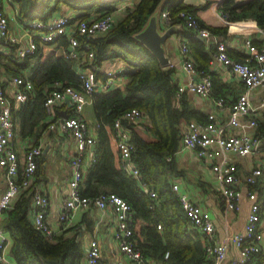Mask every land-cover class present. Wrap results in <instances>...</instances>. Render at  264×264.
<instances>
[{
	"label": "trees",
	"instance_id": "obj_1",
	"mask_svg": "<svg viewBox=\"0 0 264 264\" xmlns=\"http://www.w3.org/2000/svg\"><path fill=\"white\" fill-rule=\"evenodd\" d=\"M12 1L21 20L46 19L60 11L70 15V20L74 21L92 14L111 13L123 0ZM160 3L161 11L167 10L170 17L169 23L159 17L160 27L164 29L172 23L181 24L177 34L186 39L192 59L198 62L197 67L211 75L210 96L225 99L228 90L225 83L220 81L215 71L209 69V49L204 40L199 39L195 31L186 25L180 11L191 13L198 25L207 28L210 34L226 38L229 23L236 21L252 19L264 31V0H220L217 7L225 15L226 22L221 26L206 24L197 16V11L208 2L192 5L185 0H137L121 9V15L115 18L108 30L92 35L77 34L78 50L93 54L89 61L81 59L80 62L79 58H71L68 54L65 57L46 55L43 45L53 41L44 43L37 40L35 52L21 62L12 54L0 51V64L12 76L23 75L20 71L29 68L23 78L30 81L32 87L27 91L26 102L16 113L21 134L25 135L31 133L40 119H44L42 126L48 125L43 100L55 82L78 88L80 79L76 70L80 64L94 66L97 77L101 75L99 66L105 60L114 57L126 60L129 70L123 72L127 76L124 91L114 87L105 92H93L90 96L97 119L94 159L83 172L80 194L94 196L101 192L115 193L127 201L131 212L129 225L132 238L143 258L156 264H204L207 258L203 243L194 229L187 228V214L171 189L170 179L179 173L172 155L178 147L182 131L190 121H207V114L193 105L192 99L185 94L187 92L176 95L172 67L160 65L157 58L132 36L143 27ZM231 25L236 27L235 23ZM260 42L261 39L254 37L251 40L253 49H258ZM227 51L234 59L242 60L243 56ZM131 108L137 109L142 118L138 121L122 119L121 124L133 143L131 160L138 166V177L124 168L113 137L114 119ZM255 133L261 138L264 136V110L256 117ZM42 161L39 155L35 171L41 167ZM261 189L264 193V186ZM34 190L33 184L21 190L0 216V227L8 231L12 239L11 252L15 263L48 264L47 260H55L57 264H83L84 250L77 231L50 240L31 224L29 215ZM150 190L155 191V197L150 196ZM158 224L160 228H157ZM252 259L257 260L258 264L263 263L261 252L254 254Z\"/></svg>",
	"mask_w": 264,
	"mask_h": 264
},
{
	"label": "built area",
	"instance_id": "obj_2",
	"mask_svg": "<svg viewBox=\"0 0 264 264\" xmlns=\"http://www.w3.org/2000/svg\"><path fill=\"white\" fill-rule=\"evenodd\" d=\"M0 0V46H7L14 42V37L10 33L7 20L2 9ZM203 3L209 0H201ZM12 5L15 3L8 0ZM119 7V11L123 8ZM121 8V9H120ZM106 13L91 18H76L70 20V16L64 14H53L48 20L30 19L22 20L28 32L26 34V44L16 50L15 58L24 59L35 52L37 40L47 43L56 40L59 36L67 39L71 46L68 56L79 58L76 47L79 44L77 34L92 35L96 32L106 31L112 27L115 22L116 12ZM220 10V9H219ZM225 20V15L220 10ZM180 16L184 19L186 25L192 28L197 35L204 38L210 36L207 28L198 25L196 18L188 12L180 11ZM159 17L166 23L170 22L167 10L160 12ZM261 42L258 49H253L251 40L247 38L244 42V56L242 60H236L226 52V44L222 39L214 38L213 59L209 63L210 71H214V65L236 77L244 86L233 102H227V99L212 98L210 96L212 79L208 72L197 67L190 55L188 43L185 38L180 37L177 46V55L180 66L187 75V80L176 84V95L180 96L184 92H189L203 98H209L211 105L215 109L226 107L229 110L227 125L229 127H240L239 121L241 115L246 116L247 126L252 132H223V127L217 121L215 112L207 113V121H190L180 136V149L192 150L198 159L206 162L210 170L224 183L223 197L227 207L238 208V199L240 191L238 189L237 176L232 161L222 159L214 162L216 155L222 152L245 155L253 153L259 148L262 138L255 133L256 117L259 109L264 107V100L259 104H252L249 99V91L255 87L264 86V31L260 30ZM93 54L88 51L84 54L83 60H91ZM14 57V56H13ZM216 61V62H215ZM84 70L77 69L80 82L78 88L70 84L55 82L53 88L46 94L43 104L50 113L51 106L54 103L63 100H70L73 104L74 114L56 119L49 123V127L56 126L69 133L73 137L77 153L71 161L70 176L67 179L68 193L63 197L58 211V222L66 226L70 224L73 212L79 208H86L89 205L99 209L111 208L116 214V223L114 236L118 249L129 259L130 264H146L135 243L131 240L132 229L130 222V205L125 199L115 193H98L94 196H82L80 194V183L83 180L84 168L94 159L93 148L96 137L91 132L87 121L79 116L81 107L88 101L87 97L98 89L105 92L110 90L121 77L122 71H127L123 67L116 71H109L107 78L98 81L95 78V67L86 64ZM170 65V63H169ZM79 68V66L77 67ZM129 70V67H128ZM30 81L21 76L12 78L10 93L13 95V101L8 96L5 88L0 84V165L5 174L6 189L0 195V216L2 212L10 206L11 198L21 190L29 187L36 168V159L41 154L40 145H28L23 153V159L20 160L16 154L12 139L14 137V121L12 116V106L27 100V91L31 89ZM140 112L131 108L122 115L116 117L113 121L114 140L120 151V158L124 163V168L134 177L139 176V169L136 163L131 160V150L133 143L130 141L129 133L122 126L121 120L138 121ZM91 148V149H90ZM90 153L87 158L84 153ZM86 164V165H85ZM261 177L259 168H253L244 175L245 196L250 204L246 216L245 225L242 231L226 236L221 239L215 238V228L212 221L205 216L201 208L192 200L186 192L180 189L179 183L173 181L171 188L175 192L183 209L186 211L191 227L196 230L202 238L204 254L207 262L204 264H222L228 242L233 241L238 249V257L232 260V264H247L254 254L261 251V241L263 230L259 225L260 221V196L257 192V185ZM256 186V187H255ZM151 196H155L154 191H150ZM48 206V197L46 193L35 187L32 194L31 212L29 219L33 227L43 236L52 240L59 234L46 221V211ZM160 227V225H157ZM5 236L0 227V262L6 263V257L3 252ZM100 245L95 238H89L85 247L84 264H99Z\"/></svg>",
	"mask_w": 264,
	"mask_h": 264
},
{
	"label": "crops",
	"instance_id": "obj_3",
	"mask_svg": "<svg viewBox=\"0 0 264 264\" xmlns=\"http://www.w3.org/2000/svg\"><path fill=\"white\" fill-rule=\"evenodd\" d=\"M136 1L137 0H123L117 5L119 8L125 5H131ZM185 1L192 5H201L205 3H203L201 0ZM219 1L220 0H209L208 4L205 7L197 11V16L209 25L221 26L226 24L223 16L220 13V10L217 7ZM241 1L243 2L245 0ZM2 9L4 16L7 20L10 33L14 37V42L11 43L9 46L1 45L0 51L3 53L12 54L15 58L16 50L26 44V34L28 30L25 25L22 24V20L20 19L21 17H19L17 12L16 4L12 5L10 2H8V0H3ZM120 11L118 9V11L116 12V16L121 15ZM111 13H114V11ZM53 14L63 13L57 11ZM91 17L95 16H93L92 14L88 18ZM49 18L50 17L42 20H48ZM232 23H235L236 27H232ZM260 30L261 29L258 28L254 20L247 19L243 21L229 23V34L226 38L222 37V35L220 36L214 34H210L209 37L203 38L202 40H204L206 48L209 49V53L211 55L209 63L213 59V52L215 50V37L222 39L225 42L226 50H229L231 54H235L239 57H242L245 54V40L247 38L252 40L254 37L261 39L262 33ZM179 38L180 36L177 34V32L173 31L164 43L165 52L170 58L169 66H171L173 69L172 78L175 84H179L187 80V75L180 66L177 55V46ZM76 50L79 53L78 61L81 62L85 51H79L78 46L76 47ZM43 51V53L46 55L65 57V55L71 51V46L69 45L67 39H65L63 36H59L53 42L43 45ZM16 59L18 60V62H21L23 60H20L18 58ZM194 62L198 64L196 60ZM128 65L129 64H127L126 60H123L119 57L110 58L108 60H105L99 66L102 76L100 75L95 78L98 81H103L105 78H107L109 71H116L122 67L128 71ZM86 67L87 66H82V64H80L79 68L77 69L84 70ZM214 68L215 73L219 75L220 81L225 83L226 89H228L224 97L227 99V102H233L236 99L237 95L244 90L243 84L236 77L224 71L223 68L219 67V64H215ZM28 71L29 68L20 71L23 74L20 76L25 77ZM123 72L125 71L121 72L120 79L116 81L115 85L112 88L119 87L122 91H124L127 76L123 75ZM13 77L14 76H12L0 64V84L5 88L8 96L12 99V102H14V98L13 95L10 93V87L12 86ZM94 92L102 91H98L97 89ZM185 94H187L188 97L192 99L193 105L196 108L202 110L206 114L208 112H215L216 119L222 125L224 133L240 131L252 132L253 129L247 126L246 116L241 115L239 117V121L242 124V129L236 126L229 127L227 125V121L230 113L229 110L226 109V107L221 109H215L211 105L209 98H203L189 92ZM248 94L251 103L257 105L260 101L264 100V86L253 88L249 91ZM87 100L88 101L81 107L78 114L87 121L89 127L91 128V132L96 137L97 119L92 107L91 97L88 96ZM25 102L26 101L19 103L16 102L12 106V116L14 121V137L12 139V142L16 150V154L18 155L20 160L23 159L24 150L26 147H28V145L35 143V145H40L42 148V152L40 155L42 156L43 161L41 167L34 172L31 184H33L36 188L43 190L48 197V206L45 216L47 223L52 228L57 230V233L59 235H62L63 237L69 236L75 231H77L78 237L82 242L84 254L87 240L89 238H95L100 245L99 264H130L129 259L118 249L116 238L114 236L116 214L115 211L111 208L99 209L95 206L89 205L86 208L76 209L73 212L70 224L63 226L60 225V222H58V211L60 208V204L63 200V197L68 193L67 179L70 176L71 161L76 155L78 149L73 137H71L69 133L61 130L57 126L56 128H50L48 125L50 122L56 121V119L74 114L72 102L66 99L61 102L54 103L51 106L50 113L46 115V120L49 121L48 125L42 126L44 119H40L37 125L32 128L31 133L22 135L20 131V121L16 116V113L17 109L20 108L22 106V103ZM263 110L264 107L259 109L257 117L260 116ZM141 118L142 115L140 116V119ZM43 149H45L44 152ZM84 155L88 158L90 156V153L86 152L84 153ZM172 156L174 157V161L177 169L179 170V173L176 176H171L170 185L173 181H177L179 183L180 189L186 192L190 200L195 202L201 208L202 213L207 216L214 225L216 239H221L243 230L250 204L248 198L245 196L246 187L244 184V175L250 172L253 168L260 169L261 177L259 179V184L257 185L259 186L257 187V192L260 196L259 225L263 230V238L261 241L260 252L261 257L263 258L262 264H264V193L263 189L259 190L260 187L264 186V136L262 137L259 148H257V150L253 153L237 155L234 153L222 152L216 155V157L214 158V162H219L223 158L228 159L232 161L235 167L238 189L240 191V196L238 199V208L236 210L227 207L223 201L224 183L216 176L215 173L210 170V167L206 162L197 158V156L192 150L180 149L179 143L177 149L175 150ZM5 189V174L2 166L0 165V195L4 192ZM16 197L17 194H15L11 198L10 203L13 202ZM183 211L185 214H187L184 209ZM87 221H89V226L87 225ZM157 228L160 227L157 226ZM187 228L189 230L193 229L190 223L187 224ZM3 234L5 236L3 252L7 260L5 264H16L11 252L12 239L10 237V234L6 230H3ZM197 235L202 241V238L199 233H197ZM131 240L133 241V243H135V240L132 238V236ZM237 257V246L233 241L228 242L226 256L222 264H232V260ZM144 260L146 261V264H156V262L148 258H144ZM0 264L3 263L0 262ZM247 264H258V261L252 259L250 263Z\"/></svg>",
	"mask_w": 264,
	"mask_h": 264
},
{
	"label": "water",
	"instance_id": "obj_4",
	"mask_svg": "<svg viewBox=\"0 0 264 264\" xmlns=\"http://www.w3.org/2000/svg\"><path fill=\"white\" fill-rule=\"evenodd\" d=\"M161 11V3L152 11L148 16L147 21L143 27L137 32L133 33L132 36L144 47H146L158 60L162 66L169 65L170 58L165 52V41L169 38L171 32L180 30V23H172L162 29L159 25V15ZM199 39L204 37L196 35ZM94 148V144L90 146ZM45 149H43V152ZM48 264H57L55 260H47Z\"/></svg>",
	"mask_w": 264,
	"mask_h": 264
}]
</instances>
